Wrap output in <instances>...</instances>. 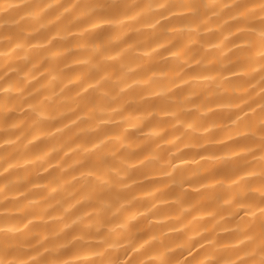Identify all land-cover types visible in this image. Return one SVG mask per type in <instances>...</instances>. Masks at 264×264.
I'll return each instance as SVG.
<instances>
[{
  "label": "clouds",
  "instance_id": "9594fccd",
  "mask_svg": "<svg viewBox=\"0 0 264 264\" xmlns=\"http://www.w3.org/2000/svg\"><path fill=\"white\" fill-rule=\"evenodd\" d=\"M0 264H264V0H0Z\"/></svg>",
  "mask_w": 264,
  "mask_h": 264
}]
</instances>
